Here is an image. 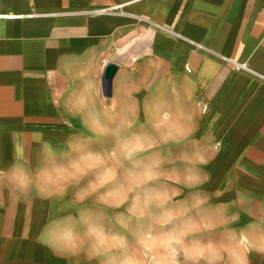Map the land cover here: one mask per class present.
I'll use <instances>...</instances> for the list:
<instances>
[{
    "label": "crops",
    "instance_id": "0c3cea01",
    "mask_svg": "<svg viewBox=\"0 0 264 264\" xmlns=\"http://www.w3.org/2000/svg\"><path fill=\"white\" fill-rule=\"evenodd\" d=\"M148 154L182 171L156 261L264 264V0H0V264H144Z\"/></svg>",
    "mask_w": 264,
    "mask_h": 264
},
{
    "label": "rangeland",
    "instance_id": "374dc122",
    "mask_svg": "<svg viewBox=\"0 0 264 264\" xmlns=\"http://www.w3.org/2000/svg\"><path fill=\"white\" fill-rule=\"evenodd\" d=\"M170 157V155H167ZM155 154H148V160L143 169H133L131 171L116 170L115 208L127 210L132 218V242L133 247H139L140 230L144 234L143 258L144 264H162V261H156L157 243L163 242L165 246L164 258H166L167 250L171 251L172 235L169 233L157 234V225H170L171 200L169 198L171 191L167 188L173 178V174L177 176L182 171H173L170 168L158 169L157 166L168 167L170 163H157ZM126 173V176H124ZM130 173V177L128 174ZM164 184V185H163ZM169 216V217H168ZM158 217V218H157ZM163 221V222H162ZM167 246L169 248L167 249ZM133 250V259L136 256ZM161 253V250L159 251ZM139 254V251L137 252ZM170 256V255H169ZM172 261H164V264ZM136 264V261H133Z\"/></svg>",
    "mask_w": 264,
    "mask_h": 264
},
{
    "label": "water",
    "instance_id": "95a60500",
    "mask_svg": "<svg viewBox=\"0 0 264 264\" xmlns=\"http://www.w3.org/2000/svg\"><path fill=\"white\" fill-rule=\"evenodd\" d=\"M116 70H117L116 67H114L113 65H110V66H108V68L105 72L104 84H105L106 92L108 94L111 92L112 79H113V76H114Z\"/></svg>",
    "mask_w": 264,
    "mask_h": 264
},
{
    "label": "built area",
    "instance_id": "2783aa9c",
    "mask_svg": "<svg viewBox=\"0 0 264 264\" xmlns=\"http://www.w3.org/2000/svg\"><path fill=\"white\" fill-rule=\"evenodd\" d=\"M9 19H12L13 17L11 16V17H8Z\"/></svg>",
    "mask_w": 264,
    "mask_h": 264
}]
</instances>
